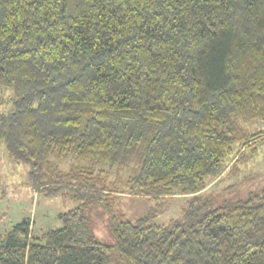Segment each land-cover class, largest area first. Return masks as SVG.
<instances>
[{"label":"trees","instance_id":"1","mask_svg":"<svg viewBox=\"0 0 264 264\" xmlns=\"http://www.w3.org/2000/svg\"><path fill=\"white\" fill-rule=\"evenodd\" d=\"M259 121L264 0H0V146L79 202L40 235L0 228V264H264V185L203 193ZM118 193L189 198L166 225L114 213L100 241L90 210Z\"/></svg>","mask_w":264,"mask_h":264},{"label":"rangeland","instance_id":"2","mask_svg":"<svg viewBox=\"0 0 264 264\" xmlns=\"http://www.w3.org/2000/svg\"><path fill=\"white\" fill-rule=\"evenodd\" d=\"M252 128L264 129V121L255 122ZM231 165L232 162L219 177L211 178L203 192L215 197V202L232 198L231 188L237 183L245 192L264 185V141L247 147L230 170ZM28 171L27 165L13 161L4 146H0V228L6 231L14 223L29 219L33 235H40L47 229L61 227L60 216L79 202L66 194L36 193L29 184ZM115 198L116 203L110 208L95 205L90 210L92 229L103 242L114 241L110 226L112 214L123 213L135 221L153 209L159 214L157 221L166 225L180 218L189 196L177 195L160 201L118 193Z\"/></svg>","mask_w":264,"mask_h":264}]
</instances>
